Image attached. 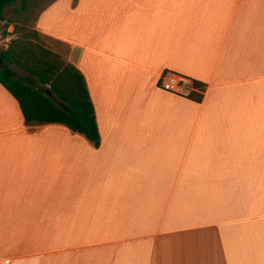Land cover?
Listing matches in <instances>:
<instances>
[{"label": "crops", "instance_id": "1", "mask_svg": "<svg viewBox=\"0 0 264 264\" xmlns=\"http://www.w3.org/2000/svg\"><path fill=\"white\" fill-rule=\"evenodd\" d=\"M35 27L101 145L27 125L0 82V264H264V0H53Z\"/></svg>", "mask_w": 264, "mask_h": 264}, {"label": "trees", "instance_id": "2", "mask_svg": "<svg viewBox=\"0 0 264 264\" xmlns=\"http://www.w3.org/2000/svg\"><path fill=\"white\" fill-rule=\"evenodd\" d=\"M34 1L38 0H23L17 7V0H0V22L7 20L9 24H14L13 34H18L8 48L0 52V82L19 101L27 125L64 124L84 135L95 146H100L101 133L85 75L74 64L35 41L40 35L37 29L30 30L19 25V16L30 12ZM9 7L13 8V16L7 19L5 11ZM45 7L38 12L35 24ZM12 65L37 77L47 88L39 90L33 87L31 81L23 82L16 77ZM47 89L57 98L45 95ZM189 97L201 100L202 95L194 93Z\"/></svg>", "mask_w": 264, "mask_h": 264}, {"label": "rangeland", "instance_id": "3", "mask_svg": "<svg viewBox=\"0 0 264 264\" xmlns=\"http://www.w3.org/2000/svg\"><path fill=\"white\" fill-rule=\"evenodd\" d=\"M23 0H17L16 6L19 7L22 4ZM51 0H38L37 2H33L31 5L32 10L23 16H19V25H24L25 27H28L31 29H36L35 27V21L38 12L45 7ZM12 7H9L6 9L5 14L7 19L9 17H12ZM15 30L14 24H9L7 20L0 22V52L4 49H7L11 41L18 37V34H13ZM6 33H12L10 35ZM35 38V37H34ZM33 38V39H34ZM35 41H38L41 45H43L45 48L53 51L54 53H57L61 59L66 60L70 62L67 59V54L70 51V48L67 45L61 44L55 40H52L46 36H44L42 33H40L38 40L34 39ZM71 63V62H70ZM12 69L16 73V77L21 79L25 83L32 82L31 84L33 87L39 90H43L47 88V86L42 85V83L39 81V79L35 76H32L31 74L27 73L26 71L22 70L20 67L16 65H12ZM27 78L31 80H27ZM53 94V97L56 99L57 96Z\"/></svg>", "mask_w": 264, "mask_h": 264}, {"label": "built area", "instance_id": "4", "mask_svg": "<svg viewBox=\"0 0 264 264\" xmlns=\"http://www.w3.org/2000/svg\"><path fill=\"white\" fill-rule=\"evenodd\" d=\"M159 85L165 91L190 96L192 94L203 95L205 86L199 84L191 77L174 72H165L160 76Z\"/></svg>", "mask_w": 264, "mask_h": 264}, {"label": "water", "instance_id": "5", "mask_svg": "<svg viewBox=\"0 0 264 264\" xmlns=\"http://www.w3.org/2000/svg\"><path fill=\"white\" fill-rule=\"evenodd\" d=\"M2 62V60L0 59V63ZM45 95L51 96L53 95L52 92L50 91V89H47L45 92Z\"/></svg>", "mask_w": 264, "mask_h": 264}, {"label": "bare ground", "instance_id": "6", "mask_svg": "<svg viewBox=\"0 0 264 264\" xmlns=\"http://www.w3.org/2000/svg\"><path fill=\"white\" fill-rule=\"evenodd\" d=\"M261 204H262V202H261ZM264 205V204H263ZM263 207V206H262ZM264 233V232H263Z\"/></svg>", "mask_w": 264, "mask_h": 264}]
</instances>
